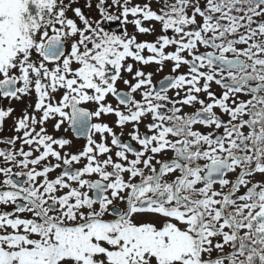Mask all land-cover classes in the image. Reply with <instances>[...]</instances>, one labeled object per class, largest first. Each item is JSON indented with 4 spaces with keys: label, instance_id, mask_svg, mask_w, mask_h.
I'll return each instance as SVG.
<instances>
[{
    "label": "snow or ice",
    "instance_id": "snow-or-ice-1",
    "mask_svg": "<svg viewBox=\"0 0 264 264\" xmlns=\"http://www.w3.org/2000/svg\"><path fill=\"white\" fill-rule=\"evenodd\" d=\"M9 120L0 264H264V0H0Z\"/></svg>",
    "mask_w": 264,
    "mask_h": 264
},
{
    "label": "flooded vegetation",
    "instance_id": "flooded-vegetation-1",
    "mask_svg": "<svg viewBox=\"0 0 264 264\" xmlns=\"http://www.w3.org/2000/svg\"><path fill=\"white\" fill-rule=\"evenodd\" d=\"M107 27L111 30V31H115L117 33L121 32L122 31V21H111V22H108L107 23ZM128 31L129 32H132L133 31V28L131 25H128ZM147 39H152V37H147ZM148 71H153L155 72V76H154V82H157L159 81L160 79H162L164 76L168 75L169 72H170V65H166L164 67V70L162 72H156V65H152L150 66L148 69ZM28 101L25 100L24 102H16V101H13V106L17 107V109L21 108L24 106L25 103H27ZM7 103V102H5ZM11 126V120L7 121V127L5 129V131L3 133H0V134H3V135H9L10 132L8 131V128H10ZM49 131H51V128L49 129ZM69 139H72L73 140V143H74V150L76 148H81L84 144H85V139L84 138H77L75 136L74 133H72V131L69 129L66 133H64ZM57 135H60V133H57ZM0 147H2V145H0Z\"/></svg>",
    "mask_w": 264,
    "mask_h": 264
}]
</instances>
